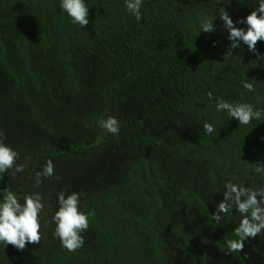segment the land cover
<instances>
[{"label": "trees", "instance_id": "obj_1", "mask_svg": "<svg viewBox=\"0 0 264 264\" xmlns=\"http://www.w3.org/2000/svg\"><path fill=\"white\" fill-rule=\"evenodd\" d=\"M84 3L89 9L86 27L72 21L61 7V0H0V14L9 23L8 42L13 47L20 82L27 79L32 90L39 91L29 53H45L53 45L55 62L63 72L69 95H73L77 82L71 66V40L78 32L102 36L108 44L104 61L108 81L97 90L100 102L119 107L126 97L145 96L156 101L161 92H167L172 104L163 105L162 111L194 115L199 128L195 140L187 138L180 143L179 135L174 134L172 146L166 149L178 159L208 164V182L218 203L223 198L215 183L216 173L224 177L241 176L253 189L264 185V173L252 170L257 165L264 166V103L260 104L254 95L250 101L242 94L237 95L233 104L250 103L262 113L259 121L249 125H240L227 112L219 114L213 110L215 94L222 87L217 62L224 47L212 33L200 32L206 5L223 25L219 17L223 10L229 7L244 19L253 11L250 0H142L139 21L127 11L126 0H84ZM4 45L0 42V65L18 85L3 57ZM241 63L242 59L236 65ZM226 74L229 76L230 72ZM206 122L215 128L211 135L203 130ZM128 124L130 121L125 122ZM133 125L135 134L127 138L130 145L146 151L161 148L140 121H134ZM97 131L90 141L80 142L67 151L85 152L99 146L103 131L101 127ZM6 189L11 191L0 176V202ZM167 194L156 161L144 156L135 158L126 167L120 188L102 195L97 208L85 212L94 213L89 217V226L97 237L96 249L57 250L54 264H155L162 246L155 220L165 215ZM172 197L175 210L182 214L194 212L202 227L217 229L226 234V239L237 238L234 232L238 223L233 219L232 209L216 223L206 204L193 191L178 188ZM165 232L181 240L180 251L191 264H207L205 250L194 248L187 235L172 226H167ZM218 248L234 264H246L239 252L228 253L226 243Z\"/></svg>", "mask_w": 264, "mask_h": 264}, {"label": "rangeland", "instance_id": "obj_2", "mask_svg": "<svg viewBox=\"0 0 264 264\" xmlns=\"http://www.w3.org/2000/svg\"><path fill=\"white\" fill-rule=\"evenodd\" d=\"M258 3L259 0H250L251 8L255 10ZM205 9L206 17L214 18L215 31L211 33L224 47L217 62L222 87L220 92L214 93L213 110L216 111V103L220 99L235 103L238 94H242L247 101L254 95L263 104L264 58L257 57L264 56V41L256 44V53L250 52L247 45L241 42L240 47L233 50L231 57L223 59L231 43L227 29L220 23L214 11L207 5ZM226 11L236 27L247 30L246 24L236 23L243 20L240 16L229 7ZM48 31L51 35V28ZM10 37L9 23L0 14V42L5 44L3 57L19 83L15 85L0 65V131L6 137L4 143L19 154L16 164L24 166L22 172L16 173L13 168L2 176L21 203L25 195L39 192L46 207L40 217V243L27 244L23 251L0 243V264H54L55 252L66 249L53 235L56 225L52 216L59 207L58 194L61 191L65 196L73 192L79 193V210L83 213L89 209L95 210L102 195L120 188L126 167L141 156L156 161L168 192L165 215L155 220L160 228L162 243L160 259L155 264H191L180 251L181 240L173 233L165 232L167 226L187 235L194 248H203L207 264H234L230 256L218 248V245L226 241L225 233L202 227L194 212L182 214L174 208L172 193L178 188L193 191L206 204L211 215L218 204L208 182V164L178 159L173 151L170 153L166 149L172 146L171 137L174 134L179 135L180 143L187 138L196 139L199 128L196 117L164 113L162 106L172 104L167 92H161V98L156 101H150L145 96L140 99L126 97L119 107L100 102L97 90L108 81L104 67L108 44L105 38L89 31L74 34L70 43L71 66L77 91L69 95L63 72L55 62L54 48L51 45V50L45 53H29L31 70L39 82V91L34 92L27 79L24 83L19 80L13 47L8 42ZM240 59L242 63L237 66ZM226 71L230 72L229 76ZM245 77L254 83V92L243 88ZM224 112L226 111L218 113ZM108 117L119 121L118 135L109 133L98 123ZM126 121H130V124L125 125ZM134 121H140L146 133L160 142V149L146 151L130 145L127 138L135 134ZM151 123L153 125L149 126ZM97 127H101L103 131L99 146L85 152L67 151L80 142H88L94 138L98 133ZM49 160L54 164V175L50 178L42 177L43 183L40 187H34L35 173L42 172ZM227 181L252 188L241 176L224 177L216 173L215 183L222 198ZM232 216L239 223L240 216L234 209ZM81 235L84 244L79 249L93 252L97 247V237L91 227ZM202 239H207L210 243L203 244ZM239 254L246 264H264V230L257 238L245 241L244 250Z\"/></svg>", "mask_w": 264, "mask_h": 264}, {"label": "clouds", "instance_id": "obj_3", "mask_svg": "<svg viewBox=\"0 0 264 264\" xmlns=\"http://www.w3.org/2000/svg\"><path fill=\"white\" fill-rule=\"evenodd\" d=\"M142 0H126V8L129 13L140 20ZM61 7L71 17L74 23L82 27L89 24L88 11L84 0H61ZM223 26L227 29L228 39L231 41L223 59L232 56L233 50L240 47V43L247 45L250 52L256 53V44L264 41V0H259L258 7L251 11L243 20L236 23H244L247 30L238 28L228 13L223 10L220 15ZM214 18L204 17L200 23V32L211 33L215 31ZM257 58H264L258 56ZM243 88L248 92H254V83L245 77ZM216 111H226L229 116L239 122L240 125H249L261 119V111L255 110L250 103L233 104L225 100H218ZM101 127L109 133L118 135L119 121L114 117L98 121ZM203 130L211 135L215 128L210 123L203 124ZM6 139L4 133L0 131V176L15 169L16 173L22 172L24 166L17 165L18 152L4 143ZM255 173H264V166L257 165L252 169ZM54 175V164L51 160L47 161L43 171L35 173L34 187L39 188L43 183V178H50ZM223 199L216 204L215 211L212 213L216 223L222 220V214H227L230 209H234L239 214L240 219L234 235L236 239H226L225 243L228 253L243 252L245 241L257 238L264 230V185L259 188H248L243 184H236L232 181L225 183ZM79 193L73 192L65 196L61 191L58 194V210L52 216L55 223L53 235L57 237L62 246L69 252L81 248L84 238L81 235L89 228V217L94 213H83L79 210ZM43 196L39 192H34L23 197L20 202L16 193L5 190L3 200L0 202V243L4 246L12 245L18 251H23L27 244H39L41 235L40 217L45 210ZM203 244L210 243L207 239H202ZM247 258V254L245 253Z\"/></svg>", "mask_w": 264, "mask_h": 264}]
</instances>
